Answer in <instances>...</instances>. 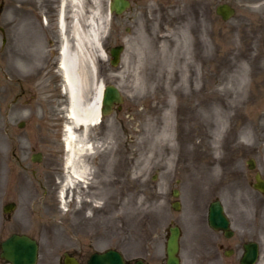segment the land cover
<instances>
[{"label":"rangeland","instance_id":"374dc122","mask_svg":"<svg viewBox=\"0 0 264 264\" xmlns=\"http://www.w3.org/2000/svg\"><path fill=\"white\" fill-rule=\"evenodd\" d=\"M110 1L81 0L80 7L68 3L66 10L70 56L79 54L87 69L81 84L89 82L86 74L94 73L88 97L106 84L116 86L124 100L122 109L106 116L88 137L98 144L96 156H91L97 160L89 176L96 185L97 199L92 203V190L85 189L86 184L65 190L63 201L59 198L66 177L62 138L68 99L61 86L58 28L50 23L49 5L43 6L46 11L41 0H0V209L5 205L7 215H12L7 231L52 229L55 246L70 242L72 248L82 242L94 251L118 249L129 262L146 259L165 264L168 228L176 225L181 230V264H225L234 257L224 256L212 243L226 238L207 224L209 205L218 200L235 232L224 248L256 241L258 264H264V195L253 188L255 173L264 178V0H227L235 10L227 21L215 13L220 0H168L164 8H158L155 0H138L119 17L109 14ZM20 3L28 17L20 13ZM26 4L40 9L36 12ZM203 18L210 23L215 62L225 56L210 76L208 65L197 62L195 42L201 40L200 32L184 29L187 22ZM76 20L79 32L74 30ZM157 32L168 34L171 49L153 48L139 55L136 50L143 35L156 39ZM227 33L232 48L223 53ZM189 44L191 52L186 50ZM117 45L124 51L113 67L109 50ZM28 56L31 62L22 66ZM141 65L145 69L137 70ZM197 67L203 91L189 82L184 85L187 97L172 95L177 81L189 71L197 73ZM163 77H170L173 84ZM143 83L157 87L146 89ZM213 91L221 97L207 99ZM181 102L193 117L185 124L180 122ZM169 103L175 108L171 111L174 139L188 130L191 144L205 151L195 154L203 162L207 154L208 164L217 149L201 142L205 134L217 136L215 125L225 122L223 134L229 142L221 149L222 164L230 174L225 177L220 172L211 189L205 165L183 162L179 154L171 164L156 142L163 118L172 108ZM114 131L119 137L115 134L112 139ZM110 147L114 150L109 152ZM37 152L42 160L34 156ZM111 152L119 167L104 178L101 166ZM250 159L254 170L248 168ZM175 190L177 197L172 196ZM175 200L180 202L179 211L172 208Z\"/></svg>","mask_w":264,"mask_h":264},{"label":"bare ground","instance_id":"6f19581e","mask_svg":"<svg viewBox=\"0 0 264 264\" xmlns=\"http://www.w3.org/2000/svg\"><path fill=\"white\" fill-rule=\"evenodd\" d=\"M162 0H159L161 2ZM181 1V0H178ZM177 1V2H178ZM81 0H62V13H63V20L61 21V30H62V39L59 46V71L61 75L63 76V84H64V92L67 95L68 104H67V110H66V125L64 126V138H63V147L66 151V158L64 159V169L66 172L65 182L62 190L59 193L60 200L63 201L64 199V192L65 190L73 189V186L75 185H83L86 184L85 189H90L91 192V202L94 203L96 201V192H93L96 185L95 182L92 181V178L90 179L89 176L91 175L92 166L96 164L97 160L96 158H91V156H96L97 154V147L98 144H93L89 142V135L91 133V130H93L101 120V116L99 114V108H100V100H101V92H102V86L100 89H98L95 94L89 98L88 93L91 89L93 80H94V73L90 72V74H86L87 78L89 79V82L87 81L86 84H81V79L83 77L85 78V70L86 65H82V62L79 58V54L74 56H70V50H69V40L64 37V30H65V9L66 5L71 4V6L74 7H80ZM231 8V7H230ZM217 10H215L216 12ZM77 17V16H76ZM78 20L74 21V30L76 32L80 31V23L77 22ZM151 23H153V20H150ZM210 23L207 20V18H203L200 20H194L193 24H190V22L186 23V26L184 29H186L188 32L192 31H199L200 32V41H196L195 45L197 46V54L199 55L197 62H199L201 65L204 63L208 65V73L207 75L210 76V72L215 73V66L216 64L220 65V63L224 62L225 56L224 54L220 56V59L218 62H215V56L210 50V34H209V27ZM75 32V33H76ZM187 32V33H188ZM198 32V33H199ZM156 39L149 38L147 35H143L141 47H138L136 50L139 55H145L147 52H149L150 49L153 48H163L168 47L171 49L170 41L168 40V34L163 32H157ZM177 39L175 41L177 42V46L180 47L179 43V37L177 36L178 33H175ZM230 33H227L224 37L225 45H221L223 53H225L228 49H231L230 40L231 36H229ZM193 42V41H192ZM190 45L187 46L186 50H189L191 52ZM164 54H166V51H163ZM35 57V56H32ZM31 62L30 56L27 57V59L24 61L25 64L28 65ZM188 64V62H186ZM212 64V65H211ZM137 70L140 71V66L137 67ZM200 70L199 67H197V73L195 71H189V74H186L179 84H177L174 88V91L172 95H186L187 97V91L186 86H184L186 83H192L194 86H196V89L198 91H203L204 86H200L199 82L203 81V77L198 74V71ZM166 79L167 82H171L173 84L172 79L170 77H163ZM163 81V80H162ZM144 87L146 89L156 88L157 85L152 83L150 84L151 87L147 85V83H143ZM204 85V84H203ZM171 86V85H170ZM159 87V85H158ZM162 89V88H161ZM184 91L185 93H181ZM192 91V90H191ZM228 93V91H227ZM142 94V93H141ZM143 95V94H142ZM211 97L220 98V94H218L217 91H213L210 94L206 95L207 99H211ZM171 105L170 113L167 112L163 118V123L161 128V132L159 136H157L156 142L158 144L161 143L162 149L165 151L167 155V161L169 163H173L174 156L176 154H179L183 160V162H189V163H195L196 161L202 165H205V172H207L208 177L211 178V181H209L207 184L209 189L214 187L215 183L217 181V176H219V173L221 175L223 174L225 177H228L230 174V168L226 171V166L222 164V160L224 159V154L221 153V149H223V145L225 143L227 144L229 142L225 140L224 130H225V122H222L221 125L216 124L215 129L218 128V135L214 137H210L209 135L205 134V139L203 144H214V147L216 151V155H211L210 158H213L210 163L208 164V158L207 154L202 156L205 161L203 162L202 159L197 156L198 154L195 152H200L204 154V150L202 148H199L198 145H192L191 141L193 139V136L190 134H187V131H182L179 133V136L177 135L176 140L174 139V126L172 123V117H171V111L174 110V105L172 103H169ZM168 104V105H169ZM181 105H178L179 109L178 111L182 113L184 116L181 119V124H185L186 122H189L193 117L191 116V112H188V109L185 104L182 102ZM209 127V126H207ZM214 128V127H213ZM222 128V129H221ZM119 137L117 132L114 131L112 133V139ZM223 134V135H222ZM207 138V139H206ZM119 139V138H118ZM180 141L178 143L177 141ZM175 141V142H174ZM113 147L114 144L110 143ZM112 147H110L107 151H112ZM108 147H105V149ZM114 150V149H113ZM106 151V152H107ZM195 151V152H194ZM115 153L111 152V155H109V159L107 161L103 162V166H101V170H103L104 178L110 175L112 172L115 173V170L117 167H119L118 160L114 158ZM94 161V163H92ZM98 164V163H97ZM212 165V166H210ZM225 170V171H224ZM204 172V173H205ZM127 172L125 173V178L127 177ZM231 176V175H230ZM201 177V176H200ZM207 177V176H206ZM95 178V177H94ZM91 181V182H90Z\"/></svg>","mask_w":264,"mask_h":264},{"label":"flooded vegetation","instance_id":"af4514ba","mask_svg":"<svg viewBox=\"0 0 264 264\" xmlns=\"http://www.w3.org/2000/svg\"><path fill=\"white\" fill-rule=\"evenodd\" d=\"M47 1L49 3L46 2L45 0H41V2H42L41 6L43 7V6L49 5V8L51 10V19H52L50 23H51L52 27H54V25L56 23L57 15L59 14L60 0H47ZM129 1H130L131 5L134 4L133 6L138 4V0H129ZM155 1H156V5L158 6V8H164L163 5H167L168 0H162L161 2H159V0H155ZM176 2H177V0H176ZM31 5L26 4V7H33L34 6V5L31 6ZM23 7H24V4L22 5V3H20V6H19L20 10L19 11L23 16L28 17L29 15L24 14ZM39 9L40 8L35 7L36 12L39 11ZM44 9L46 11L48 10L46 8H44ZM131 10H132V8H131ZM43 18H44V20H49L48 16H44ZM133 18H135V16ZM133 18H131V20H133ZM65 20H68L67 16H65ZM46 23H47V21H46ZM57 35H58V38L55 41L60 43L59 32ZM56 46H59V44ZM145 67H146V65L140 66V68L142 70H144ZM37 153L40 154V158L42 160L43 159L42 153H40V152H37ZM4 207H5V205H4ZM4 207H3V210L0 209V264H10L9 262H7L5 260V258L2 257V254L4 252L6 241L14 235H17L20 237L25 236V237L29 238L30 240L36 242V244L38 245V255H37L36 264H89V261H90L92 255L99 252V251L92 250V247L90 245L82 243V242H77L76 245L73 246L72 248H70V242L69 243L68 242H61L62 245H56L57 246L56 247L55 243H53V240H52V237L55 236L56 231H54L52 229H49L48 231H45V232L41 231V232L34 233V232L26 231V230H21L20 227H17L14 230L7 231V224L11 221L12 215H11V213L9 215H7ZM230 225L232 228L231 219H230ZM232 230H233V228H232ZM215 232L219 233L220 237L222 236L223 238H226L223 232H220V231H215ZM41 233H43V235H41ZM44 233H46L47 235ZM234 236H235V232L233 230L232 235L229 238H226L223 242L212 243V246L217 248L218 250L222 251L224 256L225 255H227V257L230 256L229 258L234 257L233 262H230L228 260V261H226L225 264H242L241 260L244 256L245 252H246V250H245L246 245H248V243H251V242H256V241H249L247 243H245V242L239 243L238 242L237 248H230V247L224 248L223 245L226 242V240H230L231 238L233 239ZM41 238H43L42 241H41ZM45 239H46V241H45V243H43V241ZM124 260H125V264H135L137 261V259H136V260L129 262L125 257H124ZM142 261L145 264H151L146 259H142Z\"/></svg>","mask_w":264,"mask_h":264},{"label":"water","instance_id":"95a60500","mask_svg":"<svg viewBox=\"0 0 264 264\" xmlns=\"http://www.w3.org/2000/svg\"><path fill=\"white\" fill-rule=\"evenodd\" d=\"M128 5V2L125 0H113L110 3V12L121 14L128 8ZM216 12L218 15L222 16L223 20H228L234 14V11L227 5L218 7ZM119 53L120 49H112L110 51L111 56L114 58L111 62L112 66H116L119 58ZM114 102H120L118 92L114 87L106 86L102 99L101 112L103 115L107 114L110 111V108ZM256 182L257 184L255 185V188L264 193V181L260 179L259 175L256 176ZM176 209H178V207H176ZM209 223L211 227L215 229L226 230L228 228V222L223 214V209L218 203H215L210 207ZM178 239V229H171L170 236L166 245V264H179V260L177 258ZM15 244H23L24 246L18 247L15 246ZM256 256L257 249L256 246L253 245L246 258L249 259L250 257L251 260H253L254 258H256ZM5 257L13 264H32L36 259V246L35 244L26 240L24 241L19 239H13L8 243ZM93 263L123 264V260L118 253L110 251L99 258H94Z\"/></svg>","mask_w":264,"mask_h":264}]
</instances>
